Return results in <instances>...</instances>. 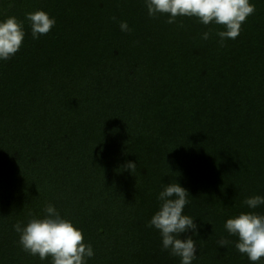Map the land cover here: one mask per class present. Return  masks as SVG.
<instances>
[{
	"label": "trees",
	"instance_id": "1",
	"mask_svg": "<svg viewBox=\"0 0 264 264\" xmlns=\"http://www.w3.org/2000/svg\"><path fill=\"white\" fill-rule=\"evenodd\" d=\"M250 2L221 46V26L151 18L145 0H0V21L15 16L26 33L0 60V264H51L13 227L48 204L82 230L87 264H180L148 227L175 182L199 225L181 237L196 241L193 264H251L225 229L264 214L244 204L264 196V0ZM37 10L56 23L34 39L26 14Z\"/></svg>",
	"mask_w": 264,
	"mask_h": 264
},
{
	"label": "clouds",
	"instance_id": "2",
	"mask_svg": "<svg viewBox=\"0 0 264 264\" xmlns=\"http://www.w3.org/2000/svg\"><path fill=\"white\" fill-rule=\"evenodd\" d=\"M148 15L157 18L167 15V23L174 24L178 17L196 18L205 26L216 24L223 28L218 31L220 44L224 46L227 39H236L242 31L247 18L255 13V5L250 0H145ZM31 27L32 37L39 39L47 35L55 26V19L44 10L26 14ZM116 21L115 16L112 17ZM122 31L130 32L126 21H120ZM183 27V24H180ZM24 22L15 16L0 21V60H10L23 46L25 39ZM211 31L203 34L209 39ZM125 168L132 173L136 163L127 162ZM189 192L180 183H170L159 193L160 207L148 223L154 227L162 238L163 250L180 258V264H193L198 258L197 244L192 236L181 238L182 234L192 232L199 235V225L195 220L184 214L189 203ZM252 210L264 205V196H252L244 201ZM43 218H33L26 225L20 222L13 227L19 233V244L22 249L40 260L51 259V264H87L94 256L93 248L85 243L81 229L72 221L61 217L56 207L48 204L44 209ZM225 229L231 236L237 237L235 247L246 256L251 264H264V214L255 211L242 212L227 219ZM232 241L222 238L220 247H227Z\"/></svg>",
	"mask_w": 264,
	"mask_h": 264
}]
</instances>
